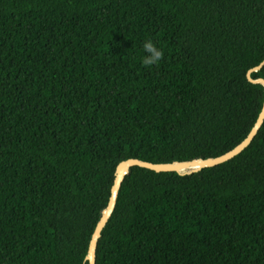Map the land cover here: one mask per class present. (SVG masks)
<instances>
[{"label": "trees", "instance_id": "trees-1", "mask_svg": "<svg viewBox=\"0 0 264 264\" xmlns=\"http://www.w3.org/2000/svg\"><path fill=\"white\" fill-rule=\"evenodd\" d=\"M263 61L264 0H0V264H89L117 165L235 148ZM96 264H264V124L198 173L133 167Z\"/></svg>", "mask_w": 264, "mask_h": 264}, {"label": "water", "instance_id": "water-1", "mask_svg": "<svg viewBox=\"0 0 264 264\" xmlns=\"http://www.w3.org/2000/svg\"><path fill=\"white\" fill-rule=\"evenodd\" d=\"M263 66H264V61L259 66L253 69H250L247 72V79L250 83L260 84L264 87V79L262 78L253 79L251 76L253 72H258L259 70H261ZM263 124H264V110H261L254 126L248 133L247 137L240 144H238L235 148H233L229 152L223 155H220L218 157L206 158V159L198 158V159H193L190 161H174L171 163H160V164L146 162V161L135 159V158L121 161L116 167L109 201H108L107 206L102 210L99 221L96 224V227L94 229V232L92 234V237L89 243L88 253H87L85 260L89 264H96V251L98 247V242L102 235V231L108 224L109 220L111 219L115 211L122 184L126 176L130 173L133 167H141V168L148 169V170H151L157 173L176 172L180 175H191L194 173H198L203 169L216 167L226 162H229L230 160L240 155L254 141L260 129L262 128Z\"/></svg>", "mask_w": 264, "mask_h": 264}, {"label": "clouds", "instance_id": "clouds-1", "mask_svg": "<svg viewBox=\"0 0 264 264\" xmlns=\"http://www.w3.org/2000/svg\"><path fill=\"white\" fill-rule=\"evenodd\" d=\"M143 56L141 57V63L144 66L156 65L163 57L162 49L156 47L151 39H146L142 45ZM261 110H264V102L261 103Z\"/></svg>", "mask_w": 264, "mask_h": 264}]
</instances>
